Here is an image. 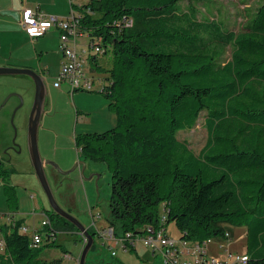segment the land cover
I'll use <instances>...</instances> for the list:
<instances>
[{"label":"trees","instance_id":"obj_1","mask_svg":"<svg viewBox=\"0 0 264 264\" xmlns=\"http://www.w3.org/2000/svg\"><path fill=\"white\" fill-rule=\"evenodd\" d=\"M76 1L95 50L89 64L105 74L100 91L118 122L79 143L84 159L112 174L109 225L131 248L163 215L166 231L174 221L178 239L200 243L232 233L226 223L244 226L243 264H264V0L239 33L194 16V2L211 0ZM202 113L208 138L196 153L178 132ZM52 224L35 246L23 221L10 216L0 224V264H60L42 257L60 245Z\"/></svg>","mask_w":264,"mask_h":264},{"label":"rangeland","instance_id":"obj_2","mask_svg":"<svg viewBox=\"0 0 264 264\" xmlns=\"http://www.w3.org/2000/svg\"><path fill=\"white\" fill-rule=\"evenodd\" d=\"M86 1L77 0L76 3L83 4ZM262 1L194 2L197 8L194 16L205 22L218 20L224 31L228 29L239 33L247 27L253 11ZM27 2L48 7L53 0ZM21 5L22 0H14V12H6L5 15L13 17L14 23H0V41L14 32L15 47L22 45L27 59L20 61L14 55L8 58L10 62H15L18 64L15 66L19 67L32 65L37 71L47 67L48 94L39 128V148L44 160L53 162L45 164V169L58 203L77 217L89 231L93 229L96 232L86 264H161L153 246L147 245L141 237L137 239L135 249L131 246L125 248L120 242L115 246L116 255H113L109 241L100 235L102 229L111 227L107 216L112 174L105 163L84 159L79 143L82 135L105 132L115 128L118 122L109 99L100 91L105 74L97 69L92 70L89 64L90 54L95 52L89 44V38L86 34L79 36L77 48L79 52H87L84 66L94 77V86L92 90L80 89L71 95L69 90L66 91V82L60 89L53 86L65 58L60 32H49L32 41L18 24L20 13L17 8ZM181 5L187 9L188 1L181 2ZM9 29L12 32H8ZM232 52L233 48L229 44L222 60L228 61ZM21 98L23 102L20 105ZM34 98L35 85L31 78L25 75H0V224L3 225L15 214L24 218L23 224L28 225L32 232L34 227L41 225L44 213L48 212L60 245L46 247L42 257L46 260L58 259L60 264H78L86 237L54 214L30 158L27 128ZM205 117V113H202L194 127L178 132L179 140L196 153L201 152L208 138ZM84 160L86 166L82 170L81 161ZM11 193H14L12 200L8 197ZM225 226L232 229L233 241L229 244L232 251L247 253L246 228L230 223ZM167 230L172 237L179 238L180 231L174 221L168 223ZM207 245L209 260L221 256L222 249L216 239L210 240Z\"/></svg>","mask_w":264,"mask_h":264},{"label":"built area","instance_id":"obj_3","mask_svg":"<svg viewBox=\"0 0 264 264\" xmlns=\"http://www.w3.org/2000/svg\"><path fill=\"white\" fill-rule=\"evenodd\" d=\"M76 12L75 9L72 15L63 16L46 14L26 7L22 11V19L20 22L23 30L31 38L44 35L52 27L60 29L61 46L65 58L62 61L61 70L55 81V86L59 87L62 83L66 82L71 95L80 89L92 90L95 82L94 77L86 71L84 66L86 50L79 52L77 48L79 45L78 38L83 34L80 30V23ZM44 214L45 217L42 219L41 225L34 227L32 232H30V227L26 224H23L21 227L24 233H28L31 236L35 246L43 243V235L49 230H47V227L52 223L47 213ZM165 217L163 215L160 218V224L157 226H148L144 236L141 237L147 245L153 246L155 253H161L163 264H243L248 260V253H234L230 248L229 244L233 241V235L229 231H226L225 235L221 236V238H210L203 243L181 240L168 234L166 227L162 225ZM100 233L109 241L113 255H116L117 251L115 246L120 242L125 248L130 246L126 244L129 238L123 235L119 236L114 226L104 228ZM213 239H216L220 244L222 253L220 257L209 260L207 244ZM136 241L137 239L130 241V243L136 244ZM84 242H86V238H84Z\"/></svg>","mask_w":264,"mask_h":264},{"label":"water","instance_id":"obj_4","mask_svg":"<svg viewBox=\"0 0 264 264\" xmlns=\"http://www.w3.org/2000/svg\"><path fill=\"white\" fill-rule=\"evenodd\" d=\"M0 75H25L32 79L35 85V98L34 104L32 107L31 114L28 120V148L30 153V158L35 170V173L42 185L43 190L45 191L52 210L65 218L67 221L74 224L80 233L86 237V243L83 246L80 259L78 264H86L87 257L92 249L95 236L89 231V228L86 227L77 217L65 210L57 201L54 190L52 188L50 179L45 169V164L53 163L49 160H44L41 155L39 148V128L41 125L42 116L46 110L47 104V94H48V83L46 77L31 67H19L11 65H0ZM23 99L21 98L22 104ZM4 104V103H3ZM2 105H0V108ZM84 170L86 164L85 160L81 161ZM68 172V171H65ZM102 235V234H100Z\"/></svg>","mask_w":264,"mask_h":264},{"label":"crops","instance_id":"obj_5","mask_svg":"<svg viewBox=\"0 0 264 264\" xmlns=\"http://www.w3.org/2000/svg\"><path fill=\"white\" fill-rule=\"evenodd\" d=\"M73 2L74 1H72V0H53L52 5L47 7L44 4L33 5V4H29L27 2V0L26 1L22 0V5L17 8V10L20 13L18 24H19V26H22L20 23L21 19H22V11L26 7L33 8L35 10H38L39 12H43L46 14H56V15L66 16V15H70V14L72 15V12L75 10ZM6 12H10V13L14 12V0H0V14H2V15H0V23L3 24L5 22H7L8 25H11L12 23H14L13 17H9L8 15H5ZM7 31L12 32V30H10V29ZM53 31L58 32V33L60 32V35H61V31L57 27H52V28L48 29V31L45 34H47L49 32H53ZM42 36L43 35H41L40 37H42ZM31 39H32V41L35 40V38H31ZM28 41H29V43H31L30 40H28ZM32 43H34V42H32ZM22 47L23 46L20 44L16 45V47H15L14 32L11 34H8L7 37L5 38V40L0 41V65H12V66L18 65L15 62H10V60L8 59L10 57L12 58L14 55L16 57H18L17 58L18 60L25 61V59H27V57H25L27 54L23 52ZM31 68H34V67H32V65H31ZM46 71H47V67H42V68H40V71H38V72L43 74L47 79ZM55 81H56V79H54V81H53V86L58 88V89H60L63 86V84L65 83V82L62 83L61 86L57 87V86H55ZM67 87L68 88H66V91L69 90L68 85H67ZM14 216L16 218L24 221V218L16 216L15 214H14ZM8 220H9V218L7 219V221ZM23 223H25V222H23ZM167 232H168V230H167ZM118 234H119V236H122L121 232H119ZM242 235H243V233H242ZM135 248L132 247V249H135ZM156 256H157L156 258L160 259V263L163 264V259H162L161 253L157 252Z\"/></svg>","mask_w":264,"mask_h":264}]
</instances>
